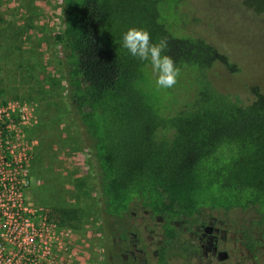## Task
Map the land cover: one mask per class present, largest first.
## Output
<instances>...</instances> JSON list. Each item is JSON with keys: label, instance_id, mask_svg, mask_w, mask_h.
Wrapping results in <instances>:
<instances>
[{"label": "trees", "instance_id": "1", "mask_svg": "<svg viewBox=\"0 0 264 264\" xmlns=\"http://www.w3.org/2000/svg\"><path fill=\"white\" fill-rule=\"evenodd\" d=\"M186 0H63L56 39L65 51L69 100L99 162L97 184L109 215L134 201L159 206L166 218L200 207L246 210L264 237V94L219 90L208 71L237 65L186 30ZM129 27L167 41L180 68L177 83L158 90L150 64L121 47ZM0 121V143L10 139ZM62 221L75 210L55 211Z\"/></svg>", "mask_w": 264, "mask_h": 264}, {"label": "rangeland", "instance_id": "2", "mask_svg": "<svg viewBox=\"0 0 264 264\" xmlns=\"http://www.w3.org/2000/svg\"><path fill=\"white\" fill-rule=\"evenodd\" d=\"M181 10L188 32L237 65L229 72L215 63L212 83L244 99L251 86L264 94V0H186ZM63 19V0H0V120L11 130V141L0 145L17 162L15 169L0 165L1 192L4 204L17 202L37 224L45 215L58 231L70 229L55 245L64 264H107L110 218L97 184L99 162L69 100L65 51L56 39ZM13 176L20 195L8 194ZM58 209L79 217L69 224Z\"/></svg>", "mask_w": 264, "mask_h": 264}, {"label": "flooded vegetation", "instance_id": "3", "mask_svg": "<svg viewBox=\"0 0 264 264\" xmlns=\"http://www.w3.org/2000/svg\"><path fill=\"white\" fill-rule=\"evenodd\" d=\"M240 208L200 207L166 218L130 202L109 214L107 264H259L264 237ZM246 213V212H245Z\"/></svg>", "mask_w": 264, "mask_h": 264}, {"label": "built area", "instance_id": "4", "mask_svg": "<svg viewBox=\"0 0 264 264\" xmlns=\"http://www.w3.org/2000/svg\"><path fill=\"white\" fill-rule=\"evenodd\" d=\"M0 121L2 122V119ZM7 128L10 129L8 123ZM7 141L11 140L4 142ZM0 151L3 153L1 145ZM5 153L0 158V165H6L7 168L13 166L15 169L14 164L17 163L15 158L12 159L7 151ZM12 179L14 180L9 181V189L12 192L8 194L20 195V191L15 186L16 177L13 176ZM2 184L0 178V264H64L63 259L58 258L55 245L58 237L65 238L70 235V229L58 231L57 225L45 215L41 224H37L34 217L24 212L22 214L17 202L11 199L7 200L9 204H4ZM6 212L12 215V221L7 222ZM64 259L67 260V258Z\"/></svg>", "mask_w": 264, "mask_h": 264}, {"label": "clouds", "instance_id": "5", "mask_svg": "<svg viewBox=\"0 0 264 264\" xmlns=\"http://www.w3.org/2000/svg\"><path fill=\"white\" fill-rule=\"evenodd\" d=\"M121 47L132 58L149 62L151 73L155 74L154 83L158 90L170 89L176 85L180 68L172 57L166 54L168 44L165 39L152 42L147 29L129 27L122 34Z\"/></svg>", "mask_w": 264, "mask_h": 264}]
</instances>
